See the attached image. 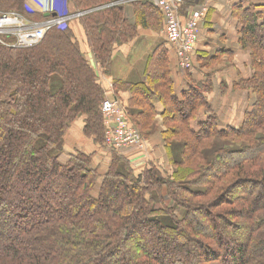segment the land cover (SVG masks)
Segmentation results:
<instances>
[{"label": "trees", "instance_id": "obj_1", "mask_svg": "<svg viewBox=\"0 0 264 264\" xmlns=\"http://www.w3.org/2000/svg\"><path fill=\"white\" fill-rule=\"evenodd\" d=\"M63 1L70 14L84 13L106 73L116 45L139 26L163 24L149 2H130L132 23L122 0ZM10 11L48 18L26 0H0V13ZM239 21L252 73L235 85L253 94L241 124H219L207 81L179 96L164 47L143 82L120 84L132 92L138 108L128 114L144 139L155 116L176 123L163 133L171 171L157 161L138 171L113 149L108 161L65 153L79 117L87 137L105 141L104 91L69 24L28 48L0 41V264H264V10L240 6Z\"/></svg>", "mask_w": 264, "mask_h": 264}, {"label": "crops", "instance_id": "obj_2", "mask_svg": "<svg viewBox=\"0 0 264 264\" xmlns=\"http://www.w3.org/2000/svg\"><path fill=\"white\" fill-rule=\"evenodd\" d=\"M38 1L40 0H26V5L36 14H41ZM200 1L190 0V2ZM204 1L208 4V11L201 24L196 44L198 64L190 70L180 69L175 51L165 42L161 33L157 34L151 27L139 26L134 37L126 43L114 47L106 73L93 54L80 17H72L69 26L74 31L82 52L97 72L98 82L106 91L114 92L117 97L123 94L125 98H130L131 91L123 86H120V91L118 86L123 83L143 82L146 72L150 70V68L148 69L149 59L164 47V54L168 57L176 93L180 96L187 84L206 83L207 81L211 91L207 92L206 96L219 124L222 126L238 125L241 124L244 112L249 108L253 96L250 90L235 85L252 73L250 52L242 48L239 42L240 6L246 8L252 6L264 10V0H202V2ZM195 5H189L188 10H191ZM126 7L127 18L134 23V9L132 6ZM44 16L47 17L46 14ZM226 59L230 60L229 64H226ZM217 62L224 65L220 71L209 67L210 64ZM153 104L156 108L163 107L158 98L154 99ZM83 128L84 117H80L74 122L65 137V153L74 152L76 149L87 153L97 152L99 156L101 155V159L108 161L110 151L107 150L106 156L102 157L101 151L104 148L96 145L92 137H87ZM156 153L159 155V152ZM164 153L161 149L160 154ZM122 154L127 155L132 166L138 171L144 168L149 161H157L150 142L145 150L132 147L128 152H122Z\"/></svg>", "mask_w": 264, "mask_h": 264}, {"label": "built area", "instance_id": "obj_3", "mask_svg": "<svg viewBox=\"0 0 264 264\" xmlns=\"http://www.w3.org/2000/svg\"><path fill=\"white\" fill-rule=\"evenodd\" d=\"M128 1L122 0L121 4ZM155 6L163 16V39L175 51L178 65L182 70L193 66L196 44L200 35L201 24L207 14V2L196 5L186 12L181 10L183 0H140ZM129 2V3H130ZM41 13L50 14L42 21H30L17 12L0 13V41L8 46L28 48L37 45L46 32L52 27L64 29L72 17H81L84 13L70 14L68 6L62 0L38 1ZM26 8L32 11L27 5ZM6 38L11 39L8 41ZM6 39V40H5ZM101 104V112L105 120V142L118 152L127 148H143L144 142L141 134L123 113L119 98L110 91H106Z\"/></svg>", "mask_w": 264, "mask_h": 264}, {"label": "rangeland", "instance_id": "obj_4", "mask_svg": "<svg viewBox=\"0 0 264 264\" xmlns=\"http://www.w3.org/2000/svg\"><path fill=\"white\" fill-rule=\"evenodd\" d=\"M130 1L126 2L125 6H131V4L129 3ZM205 2V1H204ZM202 2V0L200 2H190V0H183V4L181 5V10L182 11H187L190 7L189 5L193 4V5H200L201 3H204ZM195 5V6H196ZM163 20V19H162ZM161 20V22H162ZM155 22H157V24L154 25V32H156L157 34L161 33L162 30L164 29V21H163V24L161 25L160 21H157L155 20ZM196 50V49H195ZM157 53V52H156ZM155 53V54H156ZM250 57H251V53H250ZM229 59H226V64H229ZM250 63H251V59H250ZM224 65H221L219 62L215 63V64H210L209 67L210 68H215L217 69V71H220L222 70ZM252 71V69H251ZM119 90H120V85L118 86ZM244 89H247L249 90V88H244ZM121 91V90H120ZM125 92V90H122ZM253 95V94H252ZM131 96H132V92H131ZM130 96V97H131ZM104 97H105V93H104ZM253 97V96H252ZM119 100H120V103L123 107V113L125 114V116L128 118V121L131 123V124H134V122L132 121V117L128 114V111L129 110H137L134 103L130 100V98H125L123 94H121V96L118 97ZM104 100V99H103ZM145 108V106H144ZM103 116V115H102ZM80 118V117H79ZM78 119V118H77ZM75 119L71 126L74 124V122L77 120ZM105 118L103 116V124H105L104 122ZM84 124H85V120H84ZM149 124H152V128H151V132L150 134L147 136L148 139H144L143 135L141 134V137H142V140L144 142V147L143 148H139L141 150H145L148 142H150V145H151V148L152 150H154V155L157 157V162H159L161 165H162V168H164L165 170H169L171 171V169L173 168V165L170 161V157L168 155V151L166 150L165 146H164V130H166V127L170 124H172L173 126H175L176 123L174 122H171L170 120H166L164 119L162 116H155L153 119H152V122L150 121ZM71 126L69 127V129L71 128ZM69 132V130H68ZM67 132V134H68ZM66 134V136H67ZM219 146L221 147H227V146H232V144L230 142H226L224 140H219L218 139V142ZM165 150H164V148ZM101 148H104L101 153H102V157L106 156V153H108L107 150L111 151L112 149L115 150L114 148L112 147H109L106 142L104 141L102 146H100ZM130 148H127L125 150H123V152H128V150H130ZM161 149H163V152H165L164 154H160L161 153ZM116 151V150H115ZM156 152H159V155L156 153ZM122 153V152H121Z\"/></svg>", "mask_w": 264, "mask_h": 264}, {"label": "water", "instance_id": "obj_5", "mask_svg": "<svg viewBox=\"0 0 264 264\" xmlns=\"http://www.w3.org/2000/svg\"><path fill=\"white\" fill-rule=\"evenodd\" d=\"M46 16L48 17V16H50V14L47 13Z\"/></svg>", "mask_w": 264, "mask_h": 264}]
</instances>
